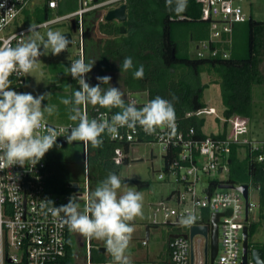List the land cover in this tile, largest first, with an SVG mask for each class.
<instances>
[{
  "label": "built area",
  "instance_id": "2783aa9c",
  "mask_svg": "<svg viewBox=\"0 0 264 264\" xmlns=\"http://www.w3.org/2000/svg\"><path fill=\"white\" fill-rule=\"evenodd\" d=\"M34 0H0V44L9 43L16 46L21 41H26L29 33V26L13 30L19 18L24 16V11L33 12L31 8ZM93 1V0H91ZM117 0H106L89 4L87 0L82 1L81 6L68 14L59 15L44 22L34 24L35 29L48 26L59 21L78 18L80 28L77 43L82 44V19L88 11L100 8L107 3ZM201 5V19L210 24V36L207 39L196 42V56L205 58L217 56L221 53L223 57H229L227 50L219 52L218 48L212 45L230 44L233 40L234 25L242 22L250 15L242 2L247 0H197ZM59 0H48V7L57 9ZM182 18V16L180 17ZM76 59H73L74 61ZM71 61V62H72ZM12 90L24 93L26 82L25 74L20 73L10 77ZM149 99L141 100L133 92L126 94L125 103H134L137 108H142ZM212 108L197 109L188 112L187 115L202 116L211 112ZM89 119H99L102 115L111 121V117L117 113L99 107L89 108V105L82 106ZM237 122L246 120L241 116H234ZM230 119V118H229ZM46 127L50 126L60 132L57 141L66 140L70 135L71 128L76 123L55 124L48 120ZM43 132V130H41ZM109 135L107 132L102 136ZM113 140L121 142L142 144L151 146L160 144L164 154L163 163L158 170L157 177L160 180L169 179L175 184L169 199H175L178 206H171L161 202L160 208L163 214V222L168 225L181 227V217L191 214L194 220L188 224V230L178 232L177 237L168 236L167 250L162 252L160 259L132 262V264H205V249L208 243L210 249V232L206 237L197 233L190 237L191 227L194 225H210L211 214L222 212L219 218V250L215 264H241L243 257V228L247 225L246 207L250 212L255 208V203L250 199L248 203L241 191L236 188H220L219 184L226 181L214 178L215 173H228L229 165L227 157L233 150V146L246 153H257L259 161L264 160V141L251 140L246 138H234L230 133L224 135L200 136L194 127L184 128L175 120V127L157 128L149 134L137 125L135 128L120 127L117 133L109 135ZM86 151L85 167L87 170L88 144L84 143ZM134 148L132 149V151ZM2 155V153H0ZM202 155L206 160L200 165L197 156ZM46 156L37 165L26 162L23 166L7 165L0 166V264H63L62 261L67 254L69 239L78 236L71 231L64 223V214L55 216L50 209L61 206L57 204L51 194L46 192ZM153 168L155 166L153 165ZM210 177L207 185L202 189L204 177ZM216 182V184H214ZM228 183V182H227ZM235 185V184H234ZM237 186V185H236ZM85 192L77 194V198L89 202V182ZM70 196L64 202L70 200ZM82 200V201H83ZM52 201V202H50ZM150 225V230H158V223L155 221ZM183 234H187L184 237ZM170 235V234H169ZM82 248L85 249L84 264H114V261L95 262L92 257L93 248L105 247V244H94V239L81 236ZM142 245L149 244V238L140 239ZM261 248L264 261V247L253 246L249 243L247 264H256L253 258V250ZM193 253V263H192Z\"/></svg>",
  "mask_w": 264,
  "mask_h": 264
},
{
  "label": "trees",
  "instance_id": "16d2710c",
  "mask_svg": "<svg viewBox=\"0 0 264 264\" xmlns=\"http://www.w3.org/2000/svg\"><path fill=\"white\" fill-rule=\"evenodd\" d=\"M126 2L128 23L125 35L128 36L122 37L121 40L112 37L119 35V29L114 23L99 22L98 9L85 13V16L92 15L85 19V25L90 32L95 34L97 29L102 35L111 36L96 39L93 35L87 38L86 61H96L92 70L95 73L93 86L98 83L97 76H109L108 72L119 71L123 75V83L130 88L129 91L141 92L142 98L146 95L149 100L159 96L171 101L175 108V120L179 121L181 127H194L200 136L207 135L203 130L205 118L187 114L207 107L202 98L204 90L210 83L216 82L221 85L226 118L241 116L249 119L253 116V87L264 85V19H256L250 13L246 20L234 25L233 40L230 44L212 45L218 48L219 52L227 50L229 57H223L220 53L217 56L199 58L191 55L189 45L191 41L197 42L209 38L210 24L201 19V5L197 0H188L187 9L180 15L168 9L166 0H126ZM54 10L56 9L48 7L46 0L43 6L36 7L33 12L25 10L23 21H35L37 24L44 22L51 18ZM201 25L204 28L198 31L197 28ZM126 57L132 58L133 68L125 72L120 69V65ZM68 63L69 61H65L63 64ZM141 65L144 67V78L135 79L133 73ZM203 73L211 77L209 82L202 81ZM91 77V73H88L86 77L88 83ZM101 87L107 90L111 87V81ZM148 94L151 95L150 98ZM92 107L119 113L116 111L117 108H103L90 104L89 108ZM211 135H224V132ZM102 139L103 144L99 148L88 144L89 198L91 181H104L109 173L115 171L114 168L128 163L129 155L136 145L113 140L109 135L102 136ZM72 144L81 145L80 154L83 160L84 142L75 141L69 144L67 139L57 141L56 145L47 152L45 187L47 193L58 199L55 201L57 204H67L69 201L64 202V199L72 191L73 162L62 151ZM257 153L251 154L249 150L244 153L238 146H233L232 152L227 157L229 172L224 181L235 185L254 184L259 188L260 203L264 207V160L259 161ZM136 182L139 188L149 186V182L145 180H136ZM248 226L249 233L253 232L254 223ZM70 239L63 264H75ZM261 246L264 247V244Z\"/></svg>",
  "mask_w": 264,
  "mask_h": 264
},
{
  "label": "clouds",
  "instance_id": "9594fccd",
  "mask_svg": "<svg viewBox=\"0 0 264 264\" xmlns=\"http://www.w3.org/2000/svg\"><path fill=\"white\" fill-rule=\"evenodd\" d=\"M166 0V5L175 14H182L188 6V0ZM28 32H36L34 38L21 41L12 46L0 44V166H23L26 162L37 165L45 154L57 143L60 132L53 127H46L45 114L53 115L57 108L42 102L51 93L34 96L31 93H18L11 88L10 77L13 73L30 74L40 63V56L47 54L49 46L52 54L59 55L67 50L71 41L60 31L49 30L44 40L30 25ZM43 47L44 51H41ZM96 61H86L83 55L71 62L68 73L77 80L80 88L71 98H62L61 103L69 108V119L78 122L66 137L69 144L75 141L99 148L103 144L102 135L117 133L120 127L135 128L141 126L146 133H153L157 128L175 127V108L171 101L157 96L137 108L134 103L126 104L124 93L119 87L102 89L103 84L111 81V76H97L98 83L93 86L87 81V74L92 72ZM133 68V60L126 57L120 65L122 71ZM143 65L133 73L135 79H143ZM173 99H178L173 97ZM99 105L103 108H119L121 111L111 117L103 115L99 119H89L81 106ZM43 130V132L41 131ZM124 189L121 194V189ZM144 195L122 182L119 175L109 173L92 192L89 202L83 210L73 197L65 205L56 206L50 211L53 215L64 214V223L71 231L105 242L107 252L114 264H132L128 249L135 227L131 224L136 217L143 215ZM52 202V201H50ZM53 203V202H52ZM194 217L189 214L181 217V224H191Z\"/></svg>",
  "mask_w": 264,
  "mask_h": 264
},
{
  "label": "rangeland",
  "instance_id": "374dc122",
  "mask_svg": "<svg viewBox=\"0 0 264 264\" xmlns=\"http://www.w3.org/2000/svg\"><path fill=\"white\" fill-rule=\"evenodd\" d=\"M46 0H34L31 4V8L41 7L45 3ZM82 1L84 0H59L60 7L52 12L51 18H54L59 15H65L71 13L78 9ZM89 4L95 3L94 1L87 0ZM251 1V4L248 2H242L247 12L251 13L256 19H264V0H247ZM104 10L107 8L104 7ZM104 13V11H102ZM92 15L88 14L86 17L90 18ZM128 22H125V26ZM37 24L35 21L25 22L23 21V17L19 18L17 25L13 28V30L21 29L25 26ZM116 27H118V23H114ZM204 27L201 25L197 28L198 31H201ZM69 29V24L67 20L59 21L57 23L37 28L39 35L47 39L46 33L49 30L65 32ZM120 34V39L127 37L128 35ZM36 32H29L26 36V41L34 38ZM96 38L104 37L97 29L95 32ZM190 50L191 55L196 57V41L190 42ZM78 52L77 42L73 47L69 48L67 51H63L59 55L52 54L51 47L49 46L47 54L40 56V63L38 68L27 74L30 82L27 83L26 91L31 93L34 96H39L41 94L51 93V95L45 99V104L55 105L56 108L63 112L61 115H57L59 120H64L69 111L68 108L70 106H65L61 103L62 98H71L73 92L75 90H79L80 86L76 79H74L67 71L68 67L71 66L72 58ZM64 62H62V61ZM61 61V62H59ZM65 61H69L68 64H63ZM53 65L58 68V78H53ZM68 65V67H67ZM65 71V72H64ZM111 73L110 76L112 79H123V75L121 73ZM95 75H93L94 78ZM60 80V81H59ZM211 77L207 73L202 74V81L209 82ZM55 81V82H54ZM59 82V83H57ZM59 84V85H58ZM125 92H129L130 88L126 87L125 83ZM133 92V91H132ZM134 95L141 100H146V95L142 98L141 92H133ZM253 107L254 114L251 118L243 120L242 122H237L232 116L230 119L226 118L224 115L225 105L223 103V94L220 83H210L209 86L204 90L203 94V102L207 105V109L212 108L211 112H207L202 115L205 118V124L203 130L206 134H218L227 132L230 133L234 138H246L257 141H264V85H257L253 87ZM150 98L151 95L148 94ZM47 106V105H46ZM112 109V108H110ZM115 109V108H114ZM116 111H121V109L117 108ZM57 118V119H58ZM55 120L54 123L58 124V120ZM81 145L80 144H72L68 147H65L62 151L70 157L72 164V181L71 187L72 191L68 194L70 197H73L80 204L81 210L86 205L85 199L83 201H79L76 196L79 192H85V187L74 186V183H82L84 182L87 186L88 178H87V170L85 165L82 163L81 156ZM164 151L160 144H155L153 146L142 143L136 144L134 146V150L129 155V162L123 163L118 167L114 168L115 171L111 173H115L121 177L128 184L129 187L133 188L136 191H140L144 195L143 200V215L140 217H136L134 221L130 223L134 225L135 232L133 233L132 241L130 243L128 254L130 256H139L143 254H148L149 258L158 259L160 258V253L162 251L167 250V240L169 234L173 232H178L182 230H188V225H183L181 227H176L172 225L165 224L163 222V214L162 210L159 209L161 202H165L171 206H178L175 199H169L170 193L172 189L175 187V184L171 182L169 179L160 180L157 177V173L154 170H158L163 163L162 155ZM157 157L154 159V166L151 160L149 159L152 156ZM144 158V159H142ZM198 163L201 165L202 162L206 160L205 156L198 155L197 156ZM214 178L220 180H226L227 173H215ZM210 177H204L203 184L199 185V188L202 189L205 185H207ZM136 180H145L149 182V186L146 188H139ZM92 182V192L96 189L98 184L102 181H91ZM123 188L120 190L121 194L123 192ZM83 199V198H82ZM249 199L255 203V208L250 212L249 220L247 221V225H251L252 222L255 225V229L253 232L249 233V243L253 246H261L264 244V207L261 206L260 203V191L257 186L254 184L249 185ZM158 223V230L151 231L149 244L143 246L139 241L140 238L146 236V226L153 222ZM70 244L72 247V257L75 264H84V254L85 249L78 245L75 236H72L70 239ZM94 244H105L102 240L94 239ZM93 260L95 262H105L113 260L112 256L104 253H99L98 248H93Z\"/></svg>",
  "mask_w": 264,
  "mask_h": 264
},
{
  "label": "water",
  "instance_id": "95a60500",
  "mask_svg": "<svg viewBox=\"0 0 264 264\" xmlns=\"http://www.w3.org/2000/svg\"><path fill=\"white\" fill-rule=\"evenodd\" d=\"M94 2H99V0H93ZM127 3L124 2L122 4H120L117 7L111 8L109 9L105 15H104V20L105 21H113V20H120V21H126L128 18V14H127ZM71 24H72V31H65L62 32L63 35H65L69 41H71V43L69 44V47L67 48V50L71 47L74 46V44L76 43V41L74 40V32L76 31V21L75 18L71 19ZM121 32H125L126 28L124 25L121 26L120 28ZM65 50V51H67ZM41 51H44L43 47H41ZM126 94L127 92L124 93V100L126 99ZM85 157H86V151L83 148V160L82 162L85 163ZM74 186L76 188L78 187H84L85 183L82 182L80 184H78L77 182L74 183ZM220 188H236L237 190L241 191L244 195V198L246 200V203H248L249 200V185L248 184H241V185H234L231 183H221L219 184ZM78 194H82V192H79ZM79 201H82V198L78 199ZM223 213L222 212H213L211 214V223L210 225H203V226H199V225H194L191 227V232H190V237L193 238L194 235H196L197 233H201L203 235H205L206 237L209 236V232H210V249L207 243L206 249H205V255H206V260H205V264H215V259L216 256L218 254V250H219V218L220 216H222ZM249 210L246 207V221L249 220ZM180 234L178 233H171L169 236L170 237H177ZM150 236V225L146 226V237L149 238ZM184 237H187V234H183ZM79 243L82 246L83 242L81 241V236L78 237ZM99 253H105V247H100L99 248ZM248 252H249V226L245 225L243 228V257H242V262L241 264H247V258H248ZM262 253L263 250L261 248H257L253 250V258L256 261V264H264L263 258H262ZM192 263H193V253H192Z\"/></svg>",
  "mask_w": 264,
  "mask_h": 264
},
{
  "label": "flooded vegetation",
  "instance_id": "af4514ba",
  "mask_svg": "<svg viewBox=\"0 0 264 264\" xmlns=\"http://www.w3.org/2000/svg\"><path fill=\"white\" fill-rule=\"evenodd\" d=\"M102 1H106V0H102ZM99 2H101L100 0H99ZM124 2H126V0H117V1H114V2H110V3H107V4H105L104 6H102V7H100V8H97L98 9V11H99V15H100V18H99V22H112V23H118V29H119V33H121L122 35H125L126 34V31L125 32H121V30H120V28H121V26L122 25H124L125 26V22L128 20V18H127V20L126 21H120V20H113V21H105L104 20V15H105V13L109 10V9H111V8H114V7H117V6H119L120 4H122V3H124ZM127 3V2H126ZM59 7H60V3H59V5H58V8L57 9H59ZM104 7H106L107 9L106 10H104L103 8ZM102 11H104V13H102ZM127 14H128V9H127ZM75 18V21H76V31L74 32V40L77 42V40L79 39V33H80V28H79V25H78V18H76V17H74ZM72 19V18H71ZM71 19L70 20H67L68 21V24H69V29L67 30V31H72L73 29H72V24H71ZM81 19H82V27H81V35H82V44H81V51H80V44L79 43H77V45H78V52L72 57V58H74V59H79L80 58V56L81 55H83L84 57H85V59L87 58V38L88 37H90V36H93L94 34H93V32H90L89 30H88V27L85 25V19H86V16H85V14L81 17ZM125 28H126V26H125ZM103 36H105L106 38H110L111 36H109V35H103ZM94 38H96L95 37V35L93 36ZM112 37H116V39H120V34L118 35V36H112ZM96 39H98V38H96ZM113 73H115L114 71H112ZM112 72H108V74H109V76H110V74L112 73ZM91 73V78H89V80H90V85H92V82L94 81L93 79V75H95V73H93V71L92 72H90ZM117 73H120L119 71H117ZM112 78V77H111ZM111 86H116V87H119L120 89H121V91L123 92V93H125V86H124V83H123V79H111ZM88 105H90V104H88ZM157 157V155L156 156H152V157H150L149 159L151 160V162H152V165H154V159ZM142 159H144V158H142ZM154 169V168H153ZM76 234H77V236L79 237V236H82L80 233H78V232H76ZM78 245L79 246H81L80 245V243H78ZM82 247V246H81Z\"/></svg>",
  "mask_w": 264,
  "mask_h": 264
},
{
  "label": "crops",
  "instance_id": "0c3cea01",
  "mask_svg": "<svg viewBox=\"0 0 264 264\" xmlns=\"http://www.w3.org/2000/svg\"><path fill=\"white\" fill-rule=\"evenodd\" d=\"M249 13V12H248ZM250 14V13H249ZM62 61V60H61ZM61 61H59V62H61ZM62 62H64V61H62ZM53 78H58V79H60L59 77H58V74H59V72H58V68L55 66V67H53ZM25 77H26V82H25V85H24V89H23V92L24 93H28L26 90V86H27V83L28 82H30V80H29V77L27 76V74H25ZM61 80V79H60ZM59 80V81H60ZM55 82V81H54ZM57 83H59V82H57ZM59 85V84H58ZM46 105H48V104H45V100L42 102V106H46ZM82 107V106H81ZM69 109V108H68ZM61 113H63V112H60L58 109H57V111L53 114V115H51V116H48L47 115V113L45 114V117H46V120H48V121H50V122H52V123H54V121L58 118L57 117V115H61ZM55 119V120H54ZM59 122H58V124H68V123H71V122H73V121H71L70 119H69V111H68V113H67V116L64 118V120H59V118L57 119ZM56 124V123H55ZM171 194V193H170ZM169 198V197H168ZM149 225V224H148ZM150 234H151V230H150ZM146 237V236H145ZM144 238V237H143ZM140 239H142V238H140ZM140 239H139V241H140ZM149 241H150V236H149ZM144 246V245H143ZM163 252V251H162ZM162 252L160 253V254H162ZM161 256L162 255H160V258H161ZM130 258H131V261L132 262H142V261H147V260H154L153 258L151 259V258H149V256H148V254L146 253V254H143V255H139V256H130ZM160 258H158V259H160Z\"/></svg>",
  "mask_w": 264,
  "mask_h": 264
}]
</instances>
